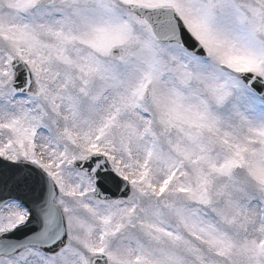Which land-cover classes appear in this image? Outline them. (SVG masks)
<instances>
[{
  "label": "snow or ice",
  "instance_id": "6c2138e0",
  "mask_svg": "<svg viewBox=\"0 0 264 264\" xmlns=\"http://www.w3.org/2000/svg\"><path fill=\"white\" fill-rule=\"evenodd\" d=\"M0 264H264V0H0Z\"/></svg>",
  "mask_w": 264,
  "mask_h": 264
}]
</instances>
